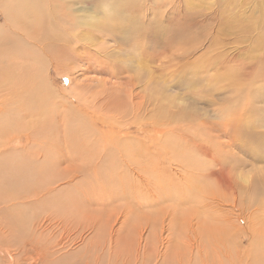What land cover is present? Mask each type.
I'll return each instance as SVG.
<instances>
[{
  "label": "rangeland",
  "instance_id": "374dc122",
  "mask_svg": "<svg viewBox=\"0 0 264 264\" xmlns=\"http://www.w3.org/2000/svg\"><path fill=\"white\" fill-rule=\"evenodd\" d=\"M80 1L36 0L37 21L68 32L52 45L72 55L42 56L54 92L43 94L42 142L0 131L12 137L0 155L13 153L0 159V264H127L138 246L134 264H264V0ZM152 95L160 107L145 109Z\"/></svg>",
  "mask_w": 264,
  "mask_h": 264
},
{
  "label": "bare ground",
  "instance_id": "6f19581e",
  "mask_svg": "<svg viewBox=\"0 0 264 264\" xmlns=\"http://www.w3.org/2000/svg\"><path fill=\"white\" fill-rule=\"evenodd\" d=\"M65 1V0H63ZM82 1V0H81ZM80 1V2H81ZM133 1V0H132ZM136 1V0H135ZM68 2V1H67ZM77 2V1H76ZM98 2V1H97ZM100 2V1H99ZM120 3V1H118ZM127 2V1H124ZM54 3V1H53ZM53 3L50 2V4L52 5ZM78 3V2H77ZM82 3V2H81ZM89 3V2H88ZM91 3V2H90ZM46 4V3H45ZM60 4V1H59ZM72 4V3H69ZM67 3V5H69ZM87 3H85L86 5ZM61 5V4H60ZM59 5V6H60ZM66 5V7H68ZM84 5V3H83ZM123 5V1L121 6ZM139 5V4H138ZM58 6V5H57ZM58 6V7H59ZM63 6V4L61 5ZM79 6V5H78ZM149 6V5H148ZM52 7V6H51ZM56 7V6H54ZM72 7V6H71ZM77 7L74 6V8ZM60 8V7H59ZM83 8V7H82ZM89 6L83 8V10H86V12H84V14H87L86 16H84V20H81V24L85 26H89V22L93 21L94 18L92 17V14H90V10H89ZM92 8V7H91ZM52 9V8H51ZM57 9V8H56ZM55 9V10H56ZM67 10V8H65ZM76 9V10H75ZM74 10L76 12L79 13V11L83 12L82 9H80V7L75 8ZM102 9V8H101ZM73 10V11H74ZM60 11V9H59ZM93 11V10H92ZM40 7L38 4H36V0H0V64L6 63V61L10 60V64L8 63L7 65H2L0 66V131H7L10 133H14V132H18V130L20 132H24L27 135L30 136L31 141L33 139H35L36 141H38L37 139H39L42 142V138L45 135L44 134V126L46 123H44L45 121H42L43 117H44V113H43V109H44V105H45V99L43 97V94L46 96L52 95L54 94V92L52 93L51 90V86L49 85V83H43L42 82V74L45 72V67L46 65H44L43 62V58L42 56H44L45 51L47 50L49 53L51 52L52 56L54 57L55 60H57L59 57H65L64 55H72V50L70 49L69 52H65V51H61L58 47H54L52 45V40H60V39H64L66 38V33L67 31L63 32L64 34H61L62 32L56 33V35L53 33V30H51V27L48 26V24L43 21L42 19H39L37 21V18L40 15ZM52 12V11H51ZM62 12V11H61ZM44 13V12H43ZM63 13V12H62ZM92 13V12H91ZM73 14V13H72ZM148 14V13H147ZM207 14V13H206ZM69 15V14H68ZM58 16V15H57ZM63 16V14H62ZM77 16V15H76ZM95 16V15H94ZM206 17V16H205ZM32 18H36V20H33ZM64 18V17H63ZM70 18V17H69ZM75 18V17H74ZM200 18V17H199ZM217 18V17H216ZM44 19V18H43ZM58 19V18H57ZM75 19H78L77 17ZM126 19V18H125ZM60 20V19H59ZM71 20V19H70ZM97 21V20H96ZM68 22V21H67ZM72 22V21H71ZM64 23H66V21H64ZM63 22H60V25L64 24ZM73 23V22H72ZM80 23V22H79ZM77 24V23H76ZM93 24V23H92ZM100 24V23H99ZM91 25V24H90ZM80 26V25H79ZM56 27V26H55ZM95 27V26H94ZM58 28V27H57ZM60 28V26H59ZM65 28V27H64ZM63 29V28H62ZM68 29V27H67ZM95 30V29H94ZM18 31V32H17ZM58 31V30H57ZM70 31V30H69ZM227 32V31H226ZM232 32V31H231ZM68 33V32H67ZM214 33V32H213ZM222 33V31H221ZM220 31H218L217 33H215L216 35L213 36V39L208 40L206 46H205V50L203 51L204 54H210V52L212 51V49H214L213 47L215 46V44L217 43V40L219 39L221 34ZM69 35V34H68ZM88 35V34H87ZM223 35V33L221 34ZM231 35V34H230ZM219 42V41H218ZM21 44H25L30 46L28 53H23L20 45ZM34 47V48H33ZM222 47V46H221ZM198 49V48H197ZM63 50V49H62ZM110 51V49H109ZM225 52V49H221V53ZM112 53V52H111ZM110 53V54H111ZM202 53V54H203ZM28 54H35L33 57L35 58V60L33 61V64L30 65V62L27 61L28 57H26L24 60V62H28V66L26 71L27 73H24L23 75H16L15 72L13 71L14 62H17V58H21L23 56H26ZM188 55V53H186ZM190 54V53H189ZM46 55V54H45ZM74 55V54H73ZM108 55V54H106ZM181 55V54H180ZM31 56V55H30ZM41 56V60H38V58H40ZM47 56V55H46ZM178 56V55H177ZM203 56V55H202ZM205 56V55H204ZM170 57V56H169ZM176 57V56H175ZM186 57V56H185ZM188 57V56H187ZM210 57V56H209ZM70 58V57H69ZM190 58V57H189ZM217 58V57H216ZM230 58H232V55H230ZM182 59V57H181ZM215 59V58H214ZM26 60V61H25ZM58 61V60H57ZM32 62V61H31ZM187 63V62H186ZM21 64V63H20ZM59 64V63H58ZM23 66V64H22ZM54 66V65H53ZM56 67V66H55ZM58 67V66H57ZM201 67V66H200ZM163 68V67H162ZM171 68V67H170ZM72 69V68H71ZM207 70V69H206ZM213 70V69H212ZM217 70V69H216ZM169 71V70H168ZM220 71V70H219ZM173 72V70H172ZM218 72V70H217ZM174 74V72H173ZM210 75V74H209ZM142 76V75H141ZM212 76V74H211ZM36 78V79H35ZM158 78V77H157ZM150 79V78H149ZM152 81V79H150ZM149 81L146 79V82ZM161 81V80H160ZM165 82V80H164ZM135 85L138 86V88L140 89V91L143 92H147L148 88L151 86H153L151 83H143L141 84L138 80L135 81ZM136 86V87H137ZM157 87V85H156ZM153 89V88H151ZM149 89V90H151ZM155 89V88H154ZM148 90V91H149ZM156 90V89H155ZM154 90V91H155ZM238 90V89H237ZM244 90V89H243ZM152 91V90H151ZM258 91V90H257ZM236 92V90H235ZM129 93V92H128ZM158 93V92H157ZM82 94V93H81ZM133 94V92H132ZM227 95V94H226ZM45 96V97H46ZM135 96V93L134 95ZM159 96L158 95H152L151 98V102L145 104V109L150 106H156L159 105ZM231 97V96H229ZM53 98V97H52ZM174 98V97H173ZM232 98V97H231ZM95 105V104H94ZM158 106H156L155 108H157ZM160 107V105H159ZM167 107V106H166ZM16 108H18L17 111ZM139 108L141 109L142 112V108L143 105L142 103L140 104ZM165 108V107H164ZM168 108V107H167ZM136 109V108H135ZM134 109V110H135ZM153 109V108H152ZM13 110V111H12ZM155 110V109H154ZM169 110V109H168ZM132 111V110H131ZM188 111V110H187ZM61 112V111H60ZM63 112V111H62ZM140 112V111H139ZM169 112V111H168ZM43 113V114H42ZM136 112L134 111V114ZM171 112H169L170 114ZM179 114L187 116V113L185 112V110L183 109H179ZM52 114V113H50ZM58 114V113H57ZM61 114V113H59ZM58 114V115H59ZM164 114V112H163ZM176 115V114H175ZM47 116V115H46ZM172 116V115H171ZM163 117V116H162ZM170 116H168L169 118ZM188 117V116H187ZM47 118V117H46ZM167 118V117H166ZM61 119V118H60ZM136 121V120H135ZM161 122V121H160ZM188 122V121H187ZM49 126V125H48ZM188 128V127H187ZM183 134V133H182ZM203 134V133H202ZM178 135H180L178 133ZM6 136V135H5ZM36 137H39L36 139ZM46 137V136H45ZM11 138L5 137L2 138V140L0 142L3 141L4 142H10ZM123 138V137H122ZM205 139V138H204ZM39 141V142H40ZM34 142V141H33ZM31 143L34 145V143ZM11 143V142H10ZM201 143V142H200ZM264 143V142H263ZM262 143V145H264ZM38 144V143H36ZM6 145V143H5ZM10 145V144H9ZM258 145H260V143H258ZM32 146V145H31ZM257 146V145H256ZM4 147V146H3ZM126 148V146H124ZM194 147V146H193ZM197 147V146H196ZM254 147V146H253ZM5 148V147H4ZM43 148V147H42ZM197 148H199L204 154H206L207 157L213 156V148L210 149V147L207 146H201L199 145ZM26 153H30L29 151L31 150L30 147L24 148ZM169 149V148H168ZM172 149V148H171ZM170 149V150H171ZM255 149V148H254ZM199 150V151H200ZM3 151V150H2ZM5 151V150H4ZM35 151V150H34ZM167 151V150H166ZM200 151V152H201ZM6 152V151H5ZM251 152V151H250ZM20 153V152H19ZM35 153V152H34ZM36 155H38V152L35 153ZM222 153L221 151L217 153V157L219 158H223V156H220ZM23 156V154H21ZM28 155V154H27ZM233 155V154H231ZM13 156V153L11 151H8L6 153V155H0V159L2 160L3 158L5 159H9ZM17 156V155H16ZM32 156V155H31ZM215 156V155H214ZM27 157V156H26ZM35 157V155H34ZM216 158V156H215ZM214 158V159H215ZM219 158L216 159V163H220L221 161H219ZM25 160V158H23ZM56 160V159H55ZM78 160V159H77ZM212 160V159H211ZM57 161V160H56ZM214 161V160H212ZM235 161V160H234ZM1 162V161H0ZM17 163V162H16ZM26 163V162H25ZM18 164V163H17ZM20 165V164H19ZM167 165V164H166ZM166 166H164L165 168ZM57 168V167H56ZM73 168V167H71ZM69 170V167H68ZM67 170V171H68ZM65 171V170H64ZM69 171H72L71 169ZM152 171V170H151ZM158 171V170H157ZM160 171V170H159ZM164 171V170H162ZM181 171V169H180ZM60 172V171H59ZM165 172V171H164ZM175 172V171H174ZM178 172V171H177ZM184 172V171H183ZM158 173V172H157ZM163 173V172H162ZM56 174V173H55ZM54 174V175H55ZM58 174V173H57ZM56 176H52V180L50 182L47 183V186L45 188H43V192H48L50 188H52V185H50L51 183L57 185L56 181L59 178V174ZM61 174V172H60ZM72 174V173H71ZM70 174V175H71ZM153 174V173H152ZM161 174V173H160ZM210 176L212 175L211 173H208ZM63 175V174H62ZM159 176V175H158ZM161 176V175H160ZM163 176V175H162ZM161 176V177H162ZM168 176V175H167ZM171 176V174H170ZM173 176V175H172ZM179 176V175H178ZM70 177V176H69ZM68 177V178H69ZM139 177V176H138ZM181 177V176H180ZM67 178V177H66ZM160 178V177H159ZM185 178V177H184ZM204 178V177H203ZM61 179V178H60ZM157 179V177H156ZM161 179V178H160ZM179 179V178H177ZM165 180V179H164ZM170 180V178H169ZM181 180V179H180ZM159 181V180H158ZM161 181V180H160ZM168 181V180H167ZM184 180H182L183 182ZM163 182V181H162ZM173 182V181H172ZM171 182V183H172ZM59 183V182H58ZM160 183V182H159ZM165 183V182H164ZM177 183V182H176ZM89 184V183H88ZM153 184V183H152ZM156 184V183H155ZM166 184V183H165ZM164 184V187H165ZM181 184V183H180ZM50 185V186H48ZM159 185V184H158ZM157 185V186H158ZM162 185V183H161ZM168 185V184H167ZM174 185V184H173ZM179 185V183H178ZM43 186H45V182L43 184ZM144 186V185H143ZM163 186V185H162ZM170 186V184H169ZM48 187V189H47ZM58 187V186H57ZM146 187V186H145ZM151 187V186H150ZM155 187V186H154ZM159 187V186H158ZM168 187V186H167ZM188 186H186L185 188H187ZM147 188V187H146ZM156 188V187H155ZM154 188V189H155ZM160 188H162L160 186ZM160 188L156 189L155 192L158 193L157 190H159ZM170 188V187H169ZM36 189V188H35ZM166 189V188H164ZM168 189V188H167ZM179 191H182V187H178ZM235 189V188H234ZM39 190V189H38ZM51 190V189H50ZM58 191V188L56 189ZM137 190V189H136ZM144 190V189H143ZM150 190V191H149ZM153 190V189H152ZM151 188L147 189V191H149L150 193H152ZM53 191V190H52ZM55 191V190H54ZM53 191V192H54ZM80 191V190H79ZM133 191V190H132ZM162 191V190H161ZM171 191V190H168ZM178 193H180L178 190H176ZM175 191V192H176ZM186 191V190H185ZM40 192V191H39ZM39 192L34 193L37 194L36 196H38ZM52 192V194H53ZM131 192V191H130ZM134 192V191H133ZM165 191H163L164 193ZM32 193V192H31ZM149 193V194H150ZM182 193V192H181ZM33 194V193H32ZM121 194V193H120ZM138 194V193H137ZM145 194H147V196L150 197V195H148V193L146 192ZM153 194H155L153 192ZM183 194H185V192H183ZM182 194V196H183ZM42 195V194H41ZM43 195H45V193H43ZM42 195V196H43ZM119 195V194H118ZM123 195V194H122ZM144 195V194H143ZM166 195V194H165ZM180 195V194H179ZM179 195H177L179 197ZM7 196V195H6ZM32 196V195H31ZM112 196V195H111ZM114 196V195H113ZM133 196V195H132ZM136 196V195H135ZM176 196V197H177ZM93 197V196H92ZM115 197V196H114ZM149 197L146 198L147 200H149ZM155 197V196H154ZM153 195L151 196V198H153ZM157 197V196H156ZM45 198V197H44ZM90 198V197H89ZM127 198V197H126ZM137 198V197H136ZM134 198V199H136ZM160 198V197H157ZM162 198V197H161ZM179 198H182L181 195ZM177 198V199H179ZM214 198V197H213ZM132 199V198H131ZM145 199V200H146ZM166 199V198H165ZM210 199V198H209ZM212 199V198H211ZM7 200V199H6ZM92 200V199H91ZM155 200V199H154ZM21 201V200H20ZM111 201V200H110ZM141 201V199L139 200ZM150 201V200H149ZM148 201V202H149ZM205 201V200H204ZM22 202V201H21ZM136 202V201H135ZM142 202V201H141ZM160 202V201H159ZM162 202H163V198H162ZM177 202V201H176ZM208 202V200L206 201ZM155 203V202H154ZM157 203V202H156ZM196 203V202H195ZM139 204V203H138ZM197 204V203H196ZM262 204V203H261ZM146 205V204H145ZM139 206V205H138ZM149 206V205H147ZM241 209V208H240ZM235 210V209H234ZM239 210V207L238 209ZM167 211V209H166ZM241 212V211H240ZM248 212V211H247ZM166 213V212H165ZM239 213V212H238ZM143 214V213H142ZM242 214V213H240ZM233 215V214H231ZM246 215V214H244ZM51 216V215H50ZM123 216V215H122ZM240 216V215H239ZM46 217V216H45ZM43 217V218H45ZM150 217V216H149ZM147 217V218H149ZM233 217V216H232ZM231 217V218H232ZM247 217V216H246ZM253 217V216H252ZM250 217V218H252ZM244 218V217H243ZM241 218H239L238 220H240ZM246 219V218H245ZM49 220V219H48ZM148 220V219H147ZM152 220V219H151ZM50 223V222H49ZM139 223V222H138ZM152 223V222H151ZM166 223V222H165ZM231 223V222H230ZM48 222H45L44 220L41 221L39 220L38 223L36 222V225L33 227V229H37L38 232H43V230H41V227H43L44 225L47 227ZM51 224V223H50ZM125 224V223H124ZM174 224V223H173ZM170 225V223H169ZM44 226V227H45ZM54 226V225H51ZM172 227V224H171ZM125 228V227H124ZM35 229V230H36ZM26 230V229H25ZM166 231V229H164ZM73 231V230H72ZM162 231V230H161ZM176 231V230H174ZM173 232V231H172ZM161 233V232H160ZM176 233V232H175ZM67 234V233H66ZM159 234V233H158ZM57 236V235H56ZM55 236V239L57 238ZM63 237V235H58V238ZM113 237V236H111ZM118 237V236H117ZM154 237V236H153ZM119 238V237H118ZM117 238V239H118ZM160 238V237H159ZM54 239V240H55ZM165 239V238H164ZM186 239V238H185ZM184 240V239H183ZM110 241V239H109ZM108 241V243H109ZM42 242V241H41ZM65 242V241H64ZM139 243V242H138ZM167 243V242H166ZM56 241H55V245H56ZM136 244H133V246ZM197 245V244H196ZM54 246V244H53ZM141 246V245H140ZM145 246V245H144ZM189 246V245H188ZM55 247V246H54ZM57 247V245H56ZM59 248V245H58ZM141 248H139V246L136 248L135 252L131 251L132 253L129 254L130 256L128 258H126L127 260V264H134L135 260L137 259V257L140 256L141 251L139 250ZM147 249L143 247V250ZM6 251V250H5ZM145 253V251H143ZM144 253H142L141 257H144ZM150 253V252H149ZM15 254V253H14ZM118 260V259H117ZM124 262V261H123ZM122 259L119 261L118 264H125V262L123 263ZM140 262H143L142 259ZM139 262V263H140ZM88 263V262H87ZM136 263V262H135ZM138 263V264H139ZM141 264V263H140Z\"/></svg>",
  "mask_w": 264,
  "mask_h": 264
}]
</instances>
